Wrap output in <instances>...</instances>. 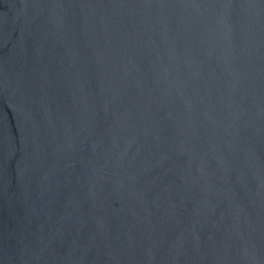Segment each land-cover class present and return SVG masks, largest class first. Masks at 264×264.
<instances>
[{
	"label": "water",
	"instance_id": "obj_1",
	"mask_svg": "<svg viewBox=\"0 0 264 264\" xmlns=\"http://www.w3.org/2000/svg\"><path fill=\"white\" fill-rule=\"evenodd\" d=\"M0 264H264V0H0Z\"/></svg>",
	"mask_w": 264,
	"mask_h": 264
}]
</instances>
